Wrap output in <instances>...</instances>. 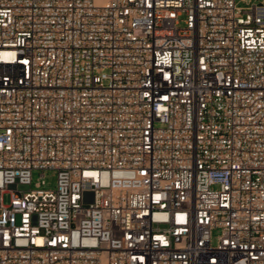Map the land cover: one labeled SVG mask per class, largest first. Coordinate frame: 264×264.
I'll return each mask as SVG.
<instances>
[{"label":"built area","instance_id":"obj_1","mask_svg":"<svg viewBox=\"0 0 264 264\" xmlns=\"http://www.w3.org/2000/svg\"><path fill=\"white\" fill-rule=\"evenodd\" d=\"M0 264H264V3L0 0Z\"/></svg>","mask_w":264,"mask_h":264},{"label":"rangeland","instance_id":"obj_2","mask_svg":"<svg viewBox=\"0 0 264 264\" xmlns=\"http://www.w3.org/2000/svg\"><path fill=\"white\" fill-rule=\"evenodd\" d=\"M99 1V0H98ZM102 1V0H100ZM258 3H264V0H255ZM242 4V3H241ZM39 176H40V172L35 170L33 172V182H37L39 180ZM56 178H57V174L56 171L54 170H47L45 172V176H44V185L43 187L45 188H54L56 185ZM32 187H34V184L32 185ZM10 194L6 193L4 194V203L8 204L10 202Z\"/></svg>","mask_w":264,"mask_h":264},{"label":"bare ground","instance_id":"obj_3","mask_svg":"<svg viewBox=\"0 0 264 264\" xmlns=\"http://www.w3.org/2000/svg\"><path fill=\"white\" fill-rule=\"evenodd\" d=\"M98 1V0H97ZM103 1V0H102ZM98 2H101L100 0Z\"/></svg>","mask_w":264,"mask_h":264}]
</instances>
